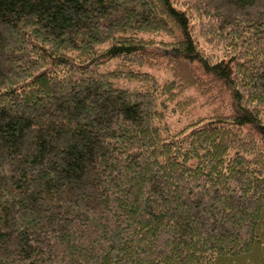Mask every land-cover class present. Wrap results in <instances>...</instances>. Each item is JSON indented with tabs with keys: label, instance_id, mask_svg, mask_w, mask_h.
<instances>
[{
	"label": "trees",
	"instance_id": "16d2710c",
	"mask_svg": "<svg viewBox=\"0 0 264 264\" xmlns=\"http://www.w3.org/2000/svg\"><path fill=\"white\" fill-rule=\"evenodd\" d=\"M0 264H264V0H0Z\"/></svg>",
	"mask_w": 264,
	"mask_h": 264
},
{
	"label": "rangeland",
	"instance_id": "374dc122",
	"mask_svg": "<svg viewBox=\"0 0 264 264\" xmlns=\"http://www.w3.org/2000/svg\"><path fill=\"white\" fill-rule=\"evenodd\" d=\"M165 51H168V50H165ZM168 52H169V51H168ZM158 73L162 75V72H158ZM194 111H195L194 108H193V109L190 108V112L193 113ZM207 111H208V110H206V109H199V110L196 112V114H197V116L200 115V114H204V113L206 114ZM190 112H189V113H190ZM189 113H188V114H189ZM177 119H178V116H172V118H171V120H172L174 123L177 122Z\"/></svg>",
	"mask_w": 264,
	"mask_h": 264
},
{
	"label": "water",
	"instance_id": "95a60500",
	"mask_svg": "<svg viewBox=\"0 0 264 264\" xmlns=\"http://www.w3.org/2000/svg\"><path fill=\"white\" fill-rule=\"evenodd\" d=\"M166 54H168L169 52L168 51H165Z\"/></svg>",
	"mask_w": 264,
	"mask_h": 264
}]
</instances>
